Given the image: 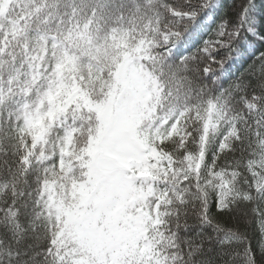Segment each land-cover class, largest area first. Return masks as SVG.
Returning a JSON list of instances; mask_svg holds the SVG:
<instances>
[{
	"label": "snow or ice",
	"instance_id": "snow-or-ice-1",
	"mask_svg": "<svg viewBox=\"0 0 264 264\" xmlns=\"http://www.w3.org/2000/svg\"><path fill=\"white\" fill-rule=\"evenodd\" d=\"M215 4L0 0V264H186L189 210L264 264V5Z\"/></svg>",
	"mask_w": 264,
	"mask_h": 264
},
{
	"label": "trees",
	"instance_id": "trees-1",
	"mask_svg": "<svg viewBox=\"0 0 264 264\" xmlns=\"http://www.w3.org/2000/svg\"><path fill=\"white\" fill-rule=\"evenodd\" d=\"M233 2L234 0H216L217 10L209 14L206 23L211 26L213 20L223 13L225 7H231ZM259 3L264 5V0H259ZM255 16L257 18L264 16V11L258 8ZM209 31V27L204 28L202 35L206 37ZM241 43V50L228 62L221 76L224 86H227L231 79L244 73L253 60L264 52V42L259 41L253 34H246ZM211 210L215 212V208ZM173 230L177 235L178 250L184 255L186 264H222L225 258L222 250L226 247L219 242L222 235L201 225L192 210L187 213V224L181 221V226L178 229L174 227Z\"/></svg>",
	"mask_w": 264,
	"mask_h": 264
},
{
	"label": "rangeland",
	"instance_id": "rangeland-1",
	"mask_svg": "<svg viewBox=\"0 0 264 264\" xmlns=\"http://www.w3.org/2000/svg\"><path fill=\"white\" fill-rule=\"evenodd\" d=\"M208 21V20H207Z\"/></svg>",
	"mask_w": 264,
	"mask_h": 264
}]
</instances>
